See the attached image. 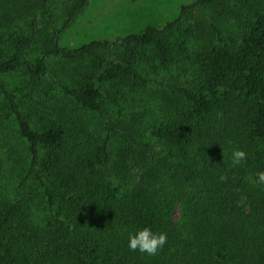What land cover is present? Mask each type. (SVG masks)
<instances>
[{
  "label": "trees",
  "instance_id": "16d2710c",
  "mask_svg": "<svg viewBox=\"0 0 264 264\" xmlns=\"http://www.w3.org/2000/svg\"><path fill=\"white\" fill-rule=\"evenodd\" d=\"M50 1L0 0V100L27 145L25 178L43 188L51 213L35 223L27 200L0 197V264H264V0H192L160 27L75 47L61 44L62 33L89 0L64 3L61 17ZM202 8L215 20L191 21ZM218 19L229 27L221 29ZM174 31L182 36L181 51L192 36L209 33V39L187 55L186 84L167 85L184 102L168 120L151 123L150 135L163 145L155 151L106 118L95 82H153L136 69L135 49L152 47L166 65ZM111 48L122 49L114 59L106 55ZM48 57L70 63L65 77ZM18 70L27 77L23 90L46 78L95 112L105 135L81 127L70 146L63 124L48 120L34 128L2 79ZM114 135L136 168L123 190L102 170ZM233 149L245 153L239 165L231 162ZM136 150L148 153L149 168L164 166L166 185L142 169L147 158L135 157ZM165 150L171 154L160 159ZM178 204L181 222L174 219ZM144 227L167 236L155 255L127 247L129 233Z\"/></svg>",
  "mask_w": 264,
  "mask_h": 264
},
{
  "label": "rangeland",
  "instance_id": "374dc122",
  "mask_svg": "<svg viewBox=\"0 0 264 264\" xmlns=\"http://www.w3.org/2000/svg\"><path fill=\"white\" fill-rule=\"evenodd\" d=\"M70 0H51L50 7L54 16L61 17L62 6ZM192 0H89L84 11L79 14L75 21L62 33L61 44L66 46H79L93 39H112L119 35L139 32L145 26L154 24L162 26L166 21L176 17L179 6ZM191 21H202L209 24L215 20L209 8H202L195 13ZM188 20V21H190ZM218 19L217 25L221 29L229 27L227 23ZM15 28L21 26L16 23ZM47 27L48 31L51 29ZM8 29L2 28V32ZM209 33L195 35L183 44L186 50L181 51L178 31L171 33L173 42V59L166 65H159L153 57L152 47H137L136 69L147 78L154 81L135 87L129 84L95 82L101 94V103L106 118L121 130L133 136L136 141L146 142L153 150L162 148V144L153 138L149 131L151 123H159L168 120L173 110L179 107L184 100L177 94L168 90V84L185 85L190 67L187 55L196 45L204 44L209 39ZM178 47V48H177ZM120 49L111 48L106 53L108 58L114 59L115 52ZM32 56L36 50H29ZM47 62L52 70L65 77L70 70V63L62 62L55 57H48ZM23 70L14 71L2 75L6 86L12 91L21 111L29 117L30 124L40 127L46 121H57L63 124L67 138L72 140L77 137L81 127L87 128L94 135H105V130L100 117L92 111L80 108L69 97L63 96L57 86L50 83L46 78L34 86L32 90H23V82L26 79ZM49 80V79H48ZM80 138V137H79ZM126 143L118 136L111 137L108 148V162L103 167V173L113 185L122 190L132 182L136 175V168L124 157ZM141 153H144L143 155ZM171 154L165 150L160 159ZM135 157L147 158V152H134ZM147 163H141L144 171L156 175V180L161 185L167 183L163 180L164 166L159 162L157 168H149ZM29 161L27 145L20 136L12 115L0 100V197L12 200L25 199L30 205L31 219L39 223L51 213L45 204L43 188L32 178H25ZM161 165V166H160ZM174 219L182 221V213L179 204L174 210ZM57 264H67L59 261Z\"/></svg>",
  "mask_w": 264,
  "mask_h": 264
},
{
  "label": "clouds",
  "instance_id": "9594fccd",
  "mask_svg": "<svg viewBox=\"0 0 264 264\" xmlns=\"http://www.w3.org/2000/svg\"><path fill=\"white\" fill-rule=\"evenodd\" d=\"M245 158V153L240 149H233L231 152V162L239 165ZM260 181L264 182V172L259 174ZM167 236L164 232H154L148 227H144L129 233L127 247L133 251H140L149 255H155L157 251L166 243Z\"/></svg>",
  "mask_w": 264,
  "mask_h": 264
}]
</instances>
